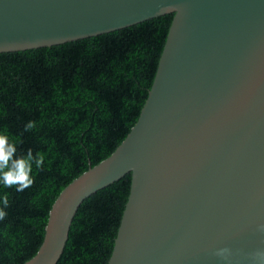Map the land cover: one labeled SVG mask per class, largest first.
<instances>
[{
    "label": "water",
    "instance_id": "water-1",
    "mask_svg": "<svg viewBox=\"0 0 264 264\" xmlns=\"http://www.w3.org/2000/svg\"><path fill=\"white\" fill-rule=\"evenodd\" d=\"M172 14L135 124L54 200L37 252L56 264L81 203L130 174L107 264H264V0H0V53ZM226 247V258L216 250Z\"/></svg>",
    "mask_w": 264,
    "mask_h": 264
},
{
    "label": "trees",
    "instance_id": "trees-1",
    "mask_svg": "<svg viewBox=\"0 0 264 264\" xmlns=\"http://www.w3.org/2000/svg\"><path fill=\"white\" fill-rule=\"evenodd\" d=\"M172 14L64 44L0 53V133L43 155L33 184L7 196L0 264H23L42 243L61 190L108 157L138 119L153 82ZM33 121L35 126L24 131ZM130 174L79 206L56 264H107L129 194Z\"/></svg>",
    "mask_w": 264,
    "mask_h": 264
},
{
    "label": "clouds",
    "instance_id": "clouds-1",
    "mask_svg": "<svg viewBox=\"0 0 264 264\" xmlns=\"http://www.w3.org/2000/svg\"><path fill=\"white\" fill-rule=\"evenodd\" d=\"M35 126L33 121H29L24 131H29ZM44 163L43 155L37 153L34 157L31 149L25 155H17V144L10 141L6 134L0 133V185L4 188L15 186L16 192H23L33 184V164L40 168ZM8 207L7 196H0V220L6 215L4 209ZM229 249L226 247L216 250V255L226 258ZM260 255H264L261 253Z\"/></svg>",
    "mask_w": 264,
    "mask_h": 264
}]
</instances>
